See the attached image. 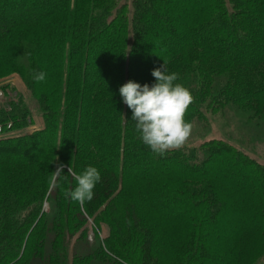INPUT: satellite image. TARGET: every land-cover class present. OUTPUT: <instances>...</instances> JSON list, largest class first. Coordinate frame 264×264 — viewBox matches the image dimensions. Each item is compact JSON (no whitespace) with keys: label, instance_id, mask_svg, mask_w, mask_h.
I'll return each instance as SVG.
<instances>
[{"label":"trees","instance_id":"1","mask_svg":"<svg viewBox=\"0 0 264 264\" xmlns=\"http://www.w3.org/2000/svg\"><path fill=\"white\" fill-rule=\"evenodd\" d=\"M164 60L194 97L191 123L204 119V102L262 115L264 0H0V75L21 74L45 123L0 139V264L42 257L49 234L51 245L71 239L74 220L83 239V213L107 228V253L98 247L73 263L92 255L113 264L264 256V165L227 142L161 156L139 139L119 88L155 83L151 72ZM29 114L18 96L0 110V125L21 129ZM89 165L101 181L80 204L64 195L76 186L68 168ZM50 196L48 214L41 207Z\"/></svg>","mask_w":264,"mask_h":264},{"label":"rangeland","instance_id":"2","mask_svg":"<svg viewBox=\"0 0 264 264\" xmlns=\"http://www.w3.org/2000/svg\"><path fill=\"white\" fill-rule=\"evenodd\" d=\"M122 1L130 3V0ZM0 88L6 94L12 96V104L18 102V96H20L22 104L26 105L30 112L29 117H27V125L21 128L22 133L20 134H30L35 130H40L44 127L45 123L43 117L40 111L37 110V102L31 95L18 71L1 74ZM201 112L204 119L200 122L192 123V135L184 147H197L202 142H207L211 139L214 141L227 142L241 150L243 153H246L248 157H251L258 163L264 165V113L259 116L257 112L254 114L252 111L249 112L240 109L230 102L225 103L222 107H216L204 102ZM49 179L50 189L54 180L52 178ZM176 184H178L177 181ZM184 186L181 184L180 188L183 189ZM117 188H119V186ZM117 192V190L116 192L114 191L111 196H115ZM135 192L137 193V191ZM125 199L126 198L123 200ZM52 203V196H50V200L45 197L41 207L42 211L49 214V211H52L53 209L51 207ZM83 216L87 219V223H85V236L83 239H77L80 225L74 220L69 223L71 227L69 234L76 232L71 236V239L67 236L63 238L64 242L62 240L56 241V243H53L56 245L53 246V244H50L51 235L49 234L43 248L44 255L42 257L34 258L29 264H113L106 258H100L99 256L94 257V255L89 259H82L79 263H73V256L75 254L83 257L89 252H94V250L97 251L99 248H101L102 251L106 250L104 238L107 235V228L104 226L101 229L96 228L86 214L83 213ZM81 227L83 226L81 225ZM63 231L66 232L65 229H63ZM61 249H63L66 254H61ZM105 252L107 253V251ZM258 254L259 252H257V256ZM251 256L247 254L244 264H264V256L254 262L252 261L253 257ZM240 264H243L242 261Z\"/></svg>","mask_w":264,"mask_h":264},{"label":"clouds","instance_id":"3","mask_svg":"<svg viewBox=\"0 0 264 264\" xmlns=\"http://www.w3.org/2000/svg\"><path fill=\"white\" fill-rule=\"evenodd\" d=\"M164 64L155 68L151 75L155 83L141 85L129 80L119 88L123 103L131 110L132 121L139 139L154 153L163 156L166 152L184 147L191 138L193 124L186 119L187 111L194 103V97L186 86L179 83V74L169 73ZM39 83L46 79V73L39 72L33 77ZM65 165L58 164L52 172V179L61 177ZM76 182L71 191L64 195L83 204L91 201L94 189L101 181V173L94 166H87L76 173L68 168Z\"/></svg>","mask_w":264,"mask_h":264},{"label":"built area","instance_id":"4","mask_svg":"<svg viewBox=\"0 0 264 264\" xmlns=\"http://www.w3.org/2000/svg\"><path fill=\"white\" fill-rule=\"evenodd\" d=\"M12 96L10 94H6L1 88H0V110H9L11 105ZM20 133H22L21 129H12V123L8 122L7 124L0 125V139L1 138H8L12 136H20Z\"/></svg>","mask_w":264,"mask_h":264}]
</instances>
